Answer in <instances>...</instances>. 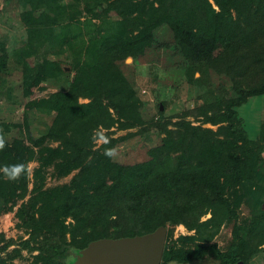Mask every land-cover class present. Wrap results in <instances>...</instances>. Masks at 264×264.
Segmentation results:
<instances>
[{
  "label": "trees",
  "instance_id": "1",
  "mask_svg": "<svg viewBox=\"0 0 264 264\" xmlns=\"http://www.w3.org/2000/svg\"><path fill=\"white\" fill-rule=\"evenodd\" d=\"M17 1L32 35L49 39L56 26L61 34L49 40L56 47L44 40L41 51L30 41L11 50L0 47L2 92L21 103L31 139L17 127L6 133L0 123L8 141L0 166L36 161L17 181L0 173V214L15 207L14 226L23 232L5 237L0 231V264H9L22 249L30 254L29 264H69L70 250L92 239L141 234L161 224L166 232L159 264H249L264 246V119L250 137L237 106L264 93V0H107L104 9L112 14L106 15L96 11L97 0ZM80 14L79 28L74 20ZM163 30L168 35L160 40ZM216 34L224 41L214 49ZM75 47L90 65L77 63L69 73L57 56ZM149 51L177 55L181 65L203 61L228 78L230 94L218 86L221 99L166 117L156 104L158 119L140 121L136 134L156 136L161 152L151 162L113 167L104 148L125 136L110 135L115 120L108 103L135 111L140 100L132 88L106 89L94 69ZM10 60L17 69L27 68V83L54 90L20 98L14 91L23 90L21 82L15 87L8 79ZM96 129L110 145L92 141ZM87 164L98 177L89 176ZM46 168L57 178L71 174L46 184ZM241 204L247 209L243 216ZM227 222L230 240L219 248L213 237ZM176 224L191 233L172 237Z\"/></svg>",
  "mask_w": 264,
  "mask_h": 264
},
{
  "label": "rangeland",
  "instance_id": "2",
  "mask_svg": "<svg viewBox=\"0 0 264 264\" xmlns=\"http://www.w3.org/2000/svg\"><path fill=\"white\" fill-rule=\"evenodd\" d=\"M70 1V0H63ZM76 1V0H74ZM80 4L81 0H77ZM100 2L99 10L101 14H112V11H107L104 7L107 5V0H97ZM22 11L17 0H0V47L3 46L7 50L30 41L33 47L42 50L43 46L48 42L51 48L56 47L52 41V37L61 34L58 26L52 27V35L48 36L49 39H41L27 31V24L22 21ZM84 15L80 14L79 19L74 20L76 25L81 26V20ZM97 22V20H94ZM61 26V24H59ZM55 26V25H53ZM77 31V30H76ZM82 31V29H81ZM128 34V32H126ZM130 34V33H129ZM167 31L163 30L159 33L160 40L167 38ZM46 42H45V41ZM82 40V39H81ZM213 47L217 49L224 41L223 37L216 34L212 38ZM83 41V40H82ZM81 42V41H80ZM85 42L82 43L84 45ZM75 49V50H74ZM66 55V56H64ZM57 58L61 59L60 62L65 65L69 73L73 72V66L81 63L84 66H89L88 58L83 55L81 50L65 49L62 55ZM32 59V58H31ZM179 56H166L163 57L160 53L146 52L144 55L137 56L135 59L125 58L123 61H112L111 63H100L99 67L96 66L95 73L97 78L101 81L102 86L106 89L109 87L119 88H132L140 100L138 110L131 111L122 108L118 109L112 104L108 103V108L114 117V124L110 128L111 136L124 135L125 138L117 142L116 147L119 150L117 158L112 159V166L115 167L119 162H133L135 160H144L151 162L161 152V147L158 145V138L151 135V139L138 136L136 130L138 129L139 122L145 119L157 120L158 113L156 111V104L160 105L161 115H174L182 110L190 109L200 103L210 102L222 98L219 94L218 86L224 87L227 90V95L230 94L228 84L229 80L223 75L214 73L209 70L203 61H194L190 63L180 64ZM28 61H23V66H30ZM12 60L8 62L7 75L8 79L15 87L21 82L23 90L20 91V86L15 89V93L20 98H32L45 95L47 92L54 90L52 86H39L27 83L26 73L27 68L20 70L13 66ZM94 67V66H92ZM98 67V68H97ZM31 69V66L29 67ZM3 87L0 85V123L5 129L6 133L13 132V128L17 127L21 130L24 139L30 142V136L27 129L26 121L22 117L21 103H13L2 92ZM80 100L84 99L79 97ZM237 112L244 122V128L250 137H255L258 132V125L260 120L264 119V93L249 96L247 100L237 106ZM191 120L192 123H198L196 117L192 114L185 116ZM162 118L160 117L159 120ZM174 120L175 117H172ZM146 125V124H145ZM203 126L215 125L210 123H202ZM141 137V138H140ZM137 138V139H136ZM51 142L50 144H54ZM99 143V142H97ZM95 143V144H97ZM36 165L35 160L28 162L29 172L31 168ZM46 184H53L56 182L66 181L71 173L60 178L55 177L50 173V169L46 168ZM87 172L91 178L99 176L94 167L86 165ZM3 212L0 214V231L3 235L19 237L23 235L21 229L14 226L15 217L13 210ZM247 212L246 206L241 204L239 206V215L243 216ZM208 213H204L202 218L206 217ZM179 233H191L183 225L176 224L173 227L172 237ZM230 240V223L227 222L222 225L218 232L213 237V241L219 248H224ZM8 246L7 249H10ZM82 252L79 249H72L67 256L69 264H89L82 261L80 256ZM4 255V252H0ZM30 254L24 249L21 250V255L9 261V264H29ZM171 264H192V263H174ZM249 264H264V246L255 255H253Z\"/></svg>",
  "mask_w": 264,
  "mask_h": 264
},
{
  "label": "water",
  "instance_id": "3",
  "mask_svg": "<svg viewBox=\"0 0 264 264\" xmlns=\"http://www.w3.org/2000/svg\"><path fill=\"white\" fill-rule=\"evenodd\" d=\"M165 232L161 224L141 234L92 239L79 249L80 259L89 264H159Z\"/></svg>",
  "mask_w": 264,
  "mask_h": 264
},
{
  "label": "clouds",
  "instance_id": "4",
  "mask_svg": "<svg viewBox=\"0 0 264 264\" xmlns=\"http://www.w3.org/2000/svg\"><path fill=\"white\" fill-rule=\"evenodd\" d=\"M94 143H101L102 145H110V139L107 135L100 129H96L93 131V135L91 137ZM8 146V141L3 134V131L0 130V151H3ZM105 156L115 159L119 155V150L116 146H110L104 148ZM28 165L25 162L5 164L0 166V173L9 180V181H17L21 176L25 175L28 172Z\"/></svg>",
  "mask_w": 264,
  "mask_h": 264
}]
</instances>
